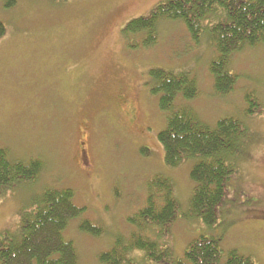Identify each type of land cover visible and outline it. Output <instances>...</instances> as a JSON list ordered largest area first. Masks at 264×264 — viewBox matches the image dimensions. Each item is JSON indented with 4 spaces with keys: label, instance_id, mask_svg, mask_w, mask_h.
Here are the masks:
<instances>
[{
    "label": "rangeland",
    "instance_id": "rangeland-1",
    "mask_svg": "<svg viewBox=\"0 0 264 264\" xmlns=\"http://www.w3.org/2000/svg\"><path fill=\"white\" fill-rule=\"evenodd\" d=\"M164 1L17 0L9 9L0 3L6 29L0 39V146L12 159L38 158L44 165L32 180L0 192V243L16 233L20 214L43 191L71 189L84 212L69 221L64 238L73 243L78 264H101L98 255L118 239L127 246L134 230L127 218L146 204L147 182L158 174L173 184L178 215L163 235L153 227L146 233L166 244L173 258L201 235L220 236L223 254L235 250L264 264V44L230 56L236 82L218 96L208 70L216 57L208 34L193 41L182 23L162 21L150 47L138 44L141 36L131 43L124 36L130 20ZM152 69L194 79L196 96L177 97L176 107L190 108L209 126L233 117L244 129L227 202L213 227L187 214L189 171L198 157L177 167L164 162L157 135L165 116L151 94ZM254 100L260 107L247 114ZM81 219L101 233L80 231ZM126 257L122 264H154L138 251Z\"/></svg>",
    "mask_w": 264,
    "mask_h": 264
},
{
    "label": "trees",
    "instance_id": "trees-1",
    "mask_svg": "<svg viewBox=\"0 0 264 264\" xmlns=\"http://www.w3.org/2000/svg\"><path fill=\"white\" fill-rule=\"evenodd\" d=\"M16 1L0 0V3L9 9ZM162 21L182 23L193 41H198L202 33L208 34L216 53L208 70L218 96L229 94L236 82L228 69L230 56L264 44V0H165L147 16L130 20L122 32L130 43L135 36H141L142 42L138 44L147 48L155 44L157 26ZM5 31L0 22V39ZM148 74L152 81L151 94L158 96V108L165 116L164 127L157 135L164 162L168 167H177L187 158L198 157L189 171L193 187L187 214L213 227L221 217L220 208L227 202V191L236 173L234 158L238 145H242V124L236 118L224 117L209 126L190 108L176 107L177 97L190 101L197 94L195 81L187 73L152 69ZM252 106L246 107L247 114L255 113L254 107H260L255 100ZM43 167V161L38 158L12 159L8 150L0 146V192L32 180ZM146 193V204L127 218L134 229L127 246H122L118 239L110 250L98 255L101 264L128 262L126 256L132 251L143 253L154 264H255L249 256L235 250L223 254L220 236L201 235L187 244L181 257L173 258L166 244L146 233V227L148 230L153 227L163 235L177 217L173 184L169 178L156 174L148 180ZM73 195L71 189L43 191L32 208L20 214L16 233L0 243V264H78L73 243L63 235L69 221L84 212L73 202ZM78 228L95 236L101 233L100 228L86 219L80 220Z\"/></svg>",
    "mask_w": 264,
    "mask_h": 264
}]
</instances>
